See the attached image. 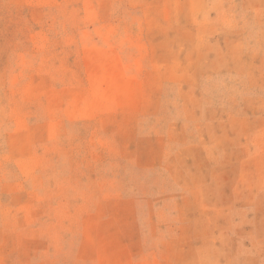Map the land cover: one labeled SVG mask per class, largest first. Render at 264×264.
Wrapping results in <instances>:
<instances>
[{"label": "rangeland", "instance_id": "374dc122", "mask_svg": "<svg viewBox=\"0 0 264 264\" xmlns=\"http://www.w3.org/2000/svg\"><path fill=\"white\" fill-rule=\"evenodd\" d=\"M0 264H264V0H0Z\"/></svg>", "mask_w": 264, "mask_h": 264}]
</instances>
